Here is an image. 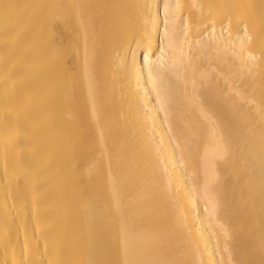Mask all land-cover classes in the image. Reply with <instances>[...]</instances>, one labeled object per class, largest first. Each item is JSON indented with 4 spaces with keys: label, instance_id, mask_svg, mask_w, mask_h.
<instances>
[{
    "label": "bare ground",
    "instance_id": "1",
    "mask_svg": "<svg viewBox=\"0 0 264 264\" xmlns=\"http://www.w3.org/2000/svg\"><path fill=\"white\" fill-rule=\"evenodd\" d=\"M0 264H264V0H0Z\"/></svg>",
    "mask_w": 264,
    "mask_h": 264
}]
</instances>
